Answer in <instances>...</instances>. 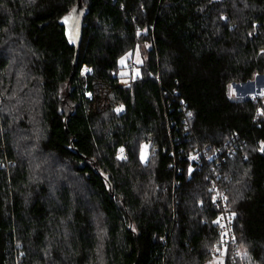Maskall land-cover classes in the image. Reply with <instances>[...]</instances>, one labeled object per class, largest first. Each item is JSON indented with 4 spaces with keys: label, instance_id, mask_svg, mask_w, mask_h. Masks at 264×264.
<instances>
[{
    "label": "trees",
    "instance_id": "1",
    "mask_svg": "<svg viewBox=\"0 0 264 264\" xmlns=\"http://www.w3.org/2000/svg\"><path fill=\"white\" fill-rule=\"evenodd\" d=\"M262 76L264 0H0V264H264Z\"/></svg>",
    "mask_w": 264,
    "mask_h": 264
},
{
    "label": "built area",
    "instance_id": "2",
    "mask_svg": "<svg viewBox=\"0 0 264 264\" xmlns=\"http://www.w3.org/2000/svg\"><path fill=\"white\" fill-rule=\"evenodd\" d=\"M134 65H132V68ZM261 79L263 77H259ZM259 96L264 97V89L259 88L257 90ZM213 200L217 209L220 211L216 224L219 227L221 233V245L212 250V259L214 262H221L227 258L229 249L236 242V235L234 231L235 214L229 210L228 196L226 191L222 190L219 185L212 186Z\"/></svg>",
    "mask_w": 264,
    "mask_h": 264
},
{
    "label": "rangeland",
    "instance_id": "3",
    "mask_svg": "<svg viewBox=\"0 0 264 264\" xmlns=\"http://www.w3.org/2000/svg\"><path fill=\"white\" fill-rule=\"evenodd\" d=\"M139 56H141L140 49L137 50L135 53L131 54L129 57L122 59L121 65L124 67L123 68L124 71H122V72H124V74L121 73L122 75H124L125 77L130 76V72H132V71L129 70V65L131 62H134L137 64L139 61ZM129 58H132V60L130 62H128ZM89 72H90V69L85 68V67L82 70L83 74H87ZM134 74L136 76L138 74L137 71L134 70ZM262 82H264V80H262L261 78L258 77L253 82H250L246 85H234L230 89V94L233 97H235V96L245 97V96H248L249 94H254V93L258 94L257 90H259V88L264 89V83L261 84ZM126 83H127V81H126ZM143 156H145V149L143 150ZM211 264H214V263L212 262ZM215 264H218V263H215Z\"/></svg>",
    "mask_w": 264,
    "mask_h": 264
},
{
    "label": "water",
    "instance_id": "4",
    "mask_svg": "<svg viewBox=\"0 0 264 264\" xmlns=\"http://www.w3.org/2000/svg\"><path fill=\"white\" fill-rule=\"evenodd\" d=\"M76 27H77V24L76 23H73L67 29V35H68L69 40L71 41V45L76 48V56H75V63H74V65L77 64L78 57H79V50H80L79 43L76 42V39H75V37L73 35Z\"/></svg>",
    "mask_w": 264,
    "mask_h": 264
},
{
    "label": "crops",
    "instance_id": "5",
    "mask_svg": "<svg viewBox=\"0 0 264 264\" xmlns=\"http://www.w3.org/2000/svg\"><path fill=\"white\" fill-rule=\"evenodd\" d=\"M262 80H264V78L262 79ZM264 82H262L261 84H263Z\"/></svg>",
    "mask_w": 264,
    "mask_h": 264
},
{
    "label": "snow or ice",
    "instance_id": "6",
    "mask_svg": "<svg viewBox=\"0 0 264 264\" xmlns=\"http://www.w3.org/2000/svg\"><path fill=\"white\" fill-rule=\"evenodd\" d=\"M229 87H231V86H229ZM189 115H191V113H189ZM122 151V150H121Z\"/></svg>",
    "mask_w": 264,
    "mask_h": 264
}]
</instances>
